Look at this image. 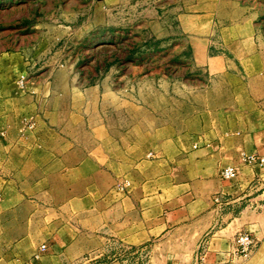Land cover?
<instances>
[{"label": "crops", "instance_id": "obj_1", "mask_svg": "<svg viewBox=\"0 0 264 264\" xmlns=\"http://www.w3.org/2000/svg\"><path fill=\"white\" fill-rule=\"evenodd\" d=\"M149 1L178 16L166 50L189 45L201 73L191 106L21 90L0 60V264H264V164L248 162L264 158V0Z\"/></svg>", "mask_w": 264, "mask_h": 264}, {"label": "rangeland", "instance_id": "obj_2", "mask_svg": "<svg viewBox=\"0 0 264 264\" xmlns=\"http://www.w3.org/2000/svg\"><path fill=\"white\" fill-rule=\"evenodd\" d=\"M161 6L149 0H0L3 77L16 79L21 90L113 93L120 100L106 102L119 106L129 95L136 106L159 107L157 93L180 91L191 106L198 101L190 94L205 85L185 62L192 58L189 45L166 50L170 36L164 41L160 33L170 35L179 21ZM48 77L53 83H40Z\"/></svg>", "mask_w": 264, "mask_h": 264}, {"label": "built area", "instance_id": "obj_3", "mask_svg": "<svg viewBox=\"0 0 264 264\" xmlns=\"http://www.w3.org/2000/svg\"><path fill=\"white\" fill-rule=\"evenodd\" d=\"M248 162L252 165L264 164V158L251 157L249 158ZM221 177L224 180L232 181L237 177V171L232 167H228L221 172ZM253 246L254 239L247 233H241L237 235L233 242L234 252L238 255L247 256L251 252ZM46 251L47 246L41 245L35 254V258H40V256Z\"/></svg>", "mask_w": 264, "mask_h": 264}]
</instances>
